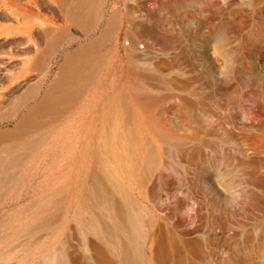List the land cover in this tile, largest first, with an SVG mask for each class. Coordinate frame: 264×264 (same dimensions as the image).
<instances>
[{
  "label": "rangeland",
  "instance_id": "obj_1",
  "mask_svg": "<svg viewBox=\"0 0 264 264\" xmlns=\"http://www.w3.org/2000/svg\"><path fill=\"white\" fill-rule=\"evenodd\" d=\"M20 9L44 15L56 32L66 28L57 6L0 0V132L13 128L11 107L28 86L44 74L50 82L66 52L100 39L91 88L98 123L107 102L114 116L106 138L99 132L95 185L117 197L115 186L124 189L153 219L152 238L160 241L147 264H264V0H101L93 24L66 28L69 37L48 64L18 84L31 45ZM57 117L67 118L66 137L81 112ZM126 126L131 148L123 143ZM64 154L67 163L72 155ZM55 161L19 191H42L51 169L52 183L65 185L56 203L0 200V264H43L53 243L65 264H110L101 241L82 228L75 203L82 171L74 175L66 164L59 178Z\"/></svg>",
  "mask_w": 264,
  "mask_h": 264
},
{
  "label": "bare ground",
  "instance_id": "obj_2",
  "mask_svg": "<svg viewBox=\"0 0 264 264\" xmlns=\"http://www.w3.org/2000/svg\"><path fill=\"white\" fill-rule=\"evenodd\" d=\"M100 1L39 0V3L42 7L61 8L64 13L63 25L67 29L70 26L88 29L99 15ZM18 13L23 31L27 33V41L31 44L26 48V58L20 70L22 79L18 84H21L30 79L34 67L44 68L69 36L66 28H60L57 32L54 28H47L48 18L44 15L40 18L38 14L21 9ZM113 22L108 25L112 26ZM43 26L46 28L41 30ZM103 46L104 42L99 39L66 52L50 82H46L44 74L14 102L11 107V112L17 115L14 126L9 131L0 132V200L31 197L34 203H56L55 193L65 185L52 183L51 169L44 173L43 182L47 186L42 191L24 192L19 188L31 186L40 177L39 169L43 165H52L56 160V169L59 178H62L66 164H69L75 169L71 171L72 174L77 175L78 171L83 173L75 201L80 207L82 228L93 232L101 241L109 263L147 264L154 260L153 246L160 241L159 236L152 238L153 219L144 216L141 206L124 189L115 186L120 194L117 197L106 189L99 191L95 185V169L99 167L100 154L99 132L104 133L106 138L110 118L114 116L113 106L107 102L103 105L104 119L101 124L98 123L100 106L94 100L91 88L92 78L103 58ZM110 68L109 64L105 66L106 77ZM145 92L143 89L136 90L140 96ZM76 110L81 112V119L77 124H72L73 131L68 132L69 135L62 137L60 127L64 126L67 118L57 122V115ZM125 130L127 137H124L123 143L131 148L130 126H126ZM112 134L116 139L123 138L120 131L114 130ZM65 152L72 155L67 163H63ZM54 154L57 157L53 159ZM109 157L106 151L103 158L108 161ZM15 219L19 220L16 231H21L22 217L17 213ZM40 259L43 264H65L66 257L61 246L53 243Z\"/></svg>",
  "mask_w": 264,
  "mask_h": 264
}]
</instances>
